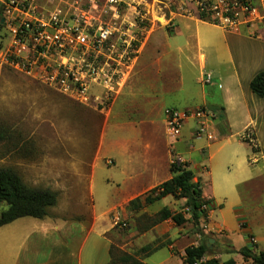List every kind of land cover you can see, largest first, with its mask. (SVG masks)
<instances>
[{"label":"crops","instance_id":"0c3cea01","mask_svg":"<svg viewBox=\"0 0 264 264\" xmlns=\"http://www.w3.org/2000/svg\"><path fill=\"white\" fill-rule=\"evenodd\" d=\"M164 2L153 12L157 20L144 32L141 53L110 109L93 108L107 115L101 144L109 135L107 165L117 163L112 153L118 152L121 200L101 213L93 208L88 218L66 209L55 217L58 196L45 219L24 223L22 218L1 227L0 264H111L110 213L170 180L175 155L186 161L203 199L211 202V229L229 233L231 255L222 262L244 264L239 251L250 245L249 236L256 253L264 251V98L250 88L264 71V42L246 29L228 31L201 19L192 0ZM166 108L214 112L209 129L215 139L197 137L191 119L178 140L167 135L171 142H166L161 127ZM247 130L257 149L242 139ZM185 249L180 258L170 255L160 264H186ZM148 258L140 261L148 264Z\"/></svg>","mask_w":264,"mask_h":264},{"label":"rangeland","instance_id":"374dc122","mask_svg":"<svg viewBox=\"0 0 264 264\" xmlns=\"http://www.w3.org/2000/svg\"><path fill=\"white\" fill-rule=\"evenodd\" d=\"M49 1L43 3L52 7ZM60 1L69 0H57ZM153 20H157L155 14ZM3 36L0 33V51ZM106 116L9 67L0 57V130L5 133V139L0 141V169L14 170L32 188L57 192L60 200L51 212L53 216L58 217L59 211L66 209L77 218H88L93 208L101 213L121 200L118 184L123 177L118 152L112 153L117 163L107 165L110 136L101 144ZM161 127L165 141L171 142L165 122ZM164 207L182 213L187 222L178 226L166 221L149 234L144 232L150 225L149 218ZM110 219L111 264H130L121 260L124 254L138 260L146 258L139 250L149 244L163 249L149 257L148 264H160L170 255L180 258L187 246L201 242L213 246L209 258L222 262L231 255L226 240L229 233L211 229L208 214L194 221L183 199L165 198L138 212L124 204L117 205ZM22 221L37 222L33 218Z\"/></svg>","mask_w":264,"mask_h":264},{"label":"built area","instance_id":"2783aa9c","mask_svg":"<svg viewBox=\"0 0 264 264\" xmlns=\"http://www.w3.org/2000/svg\"><path fill=\"white\" fill-rule=\"evenodd\" d=\"M43 1L0 0L3 63L81 105L107 112L141 53L153 12L164 0H50L52 7ZM192 1L201 19L228 31L246 29L264 42V0ZM164 116L173 140L191 119L197 122V137L215 139L209 129L216 118L212 111L166 108ZM242 139L258 148L251 130ZM172 164L185 166L186 161L175 155ZM203 209L208 213L207 205Z\"/></svg>","mask_w":264,"mask_h":264},{"label":"trees","instance_id":"16d2710c","mask_svg":"<svg viewBox=\"0 0 264 264\" xmlns=\"http://www.w3.org/2000/svg\"><path fill=\"white\" fill-rule=\"evenodd\" d=\"M0 33H3L1 21ZM250 88L255 95L264 98V71L254 77ZM4 139L5 133L0 130V141ZM171 171L174 176L170 180L151 190L146 196L131 200L128 207L132 211L138 212L144 207L151 206L168 196H172L176 200L183 199L186 201V209L189 210L194 221L207 217L208 213L203 209V206L207 205L208 209L211 210L212 205L211 202L203 199L201 184L194 182V172L188 169V165H172ZM58 196V193L51 189L32 188L14 170L1 168L0 227L27 217L39 220L45 219L49 216L50 209L57 205ZM149 220L150 225L145 228L144 232L168 220L173 221L178 226L187 222L182 213L173 212L168 207L161 209L155 216L150 217ZM241 228L242 230H246L244 222H241ZM248 238L250 245L243 247L239 251L245 260L244 264H264V251L256 253L255 244L252 242L250 236ZM160 249H162L161 245L149 244L142 247L139 252L146 257H150ZM112 252L113 247L111 255ZM230 252L234 253L233 251ZM211 253L212 250L209 245L203 242L197 246L187 247L183 259L186 264H237L233 259L220 262L216 258H209ZM121 260L130 264H146L134 256L126 254L123 255Z\"/></svg>","mask_w":264,"mask_h":264},{"label":"bare ground","instance_id":"6f19581e","mask_svg":"<svg viewBox=\"0 0 264 264\" xmlns=\"http://www.w3.org/2000/svg\"><path fill=\"white\" fill-rule=\"evenodd\" d=\"M158 18V17H157ZM161 20V19H160ZM162 21V20H161ZM160 22V21H159Z\"/></svg>","mask_w":264,"mask_h":264}]
</instances>
